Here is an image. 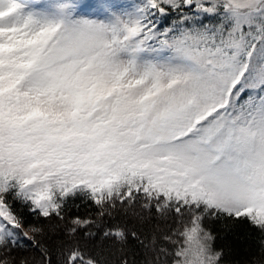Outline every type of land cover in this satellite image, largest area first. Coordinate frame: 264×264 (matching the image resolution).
Listing matches in <instances>:
<instances>
[{
  "label": "snow or ice",
  "instance_id": "snow-or-ice-1",
  "mask_svg": "<svg viewBox=\"0 0 264 264\" xmlns=\"http://www.w3.org/2000/svg\"><path fill=\"white\" fill-rule=\"evenodd\" d=\"M213 223L264 264V0H0V264H229Z\"/></svg>",
  "mask_w": 264,
  "mask_h": 264
},
{
  "label": "trees",
  "instance_id": "trees-1",
  "mask_svg": "<svg viewBox=\"0 0 264 264\" xmlns=\"http://www.w3.org/2000/svg\"><path fill=\"white\" fill-rule=\"evenodd\" d=\"M209 227L220 237L216 244L229 251V264H239V261L246 260L257 252L254 244L257 237L252 235L247 225H238L231 232H225L222 226L216 223L210 224ZM144 231L145 235H149V228H145ZM20 255H25V253H20Z\"/></svg>",
  "mask_w": 264,
  "mask_h": 264
},
{
  "label": "rangeland",
  "instance_id": "rangeland-1",
  "mask_svg": "<svg viewBox=\"0 0 264 264\" xmlns=\"http://www.w3.org/2000/svg\"><path fill=\"white\" fill-rule=\"evenodd\" d=\"M89 2H92V0H89Z\"/></svg>",
  "mask_w": 264,
  "mask_h": 264
}]
</instances>
